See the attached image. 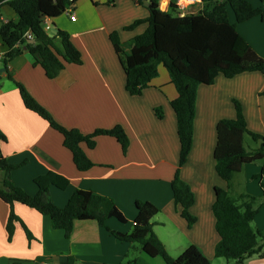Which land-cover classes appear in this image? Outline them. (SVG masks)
<instances>
[{"label": "crops", "instance_id": "obj_1", "mask_svg": "<svg viewBox=\"0 0 264 264\" xmlns=\"http://www.w3.org/2000/svg\"><path fill=\"white\" fill-rule=\"evenodd\" d=\"M113 1V5L108 4L109 8L97 7L100 0L89 7H73L70 13L62 15L66 17L62 27L58 25L60 17L55 22L48 20L49 33L55 34L58 28L69 31L73 35L72 41L77 38L78 41L73 42L82 53L81 64H67L57 77L48 78L28 51L7 65L0 60V78L6 80L0 83V129L7 136V141L0 143V150L11 164L19 166L13 171L12 178L16 185L36 194V177L49 171L64 175L70 180L69 187L53 186L50 190L52 201L60 207L67 204L76 188L108 196L116 202L128 222L111 218L107 224L126 233H131L134 228L136 201H149L160 209L153 219L154 231L172 257H179L190 245H195L212 259V264H236V260L214 256L220 240L212 210L215 188L227 189L230 194L235 192V197L245 193L262 195L264 175H261L262 162H256L245 165L231 184L225 182L216 171V127L221 119L236 117V99L242 103L248 128L264 135V76L260 72H245L233 78L220 74L214 84L198 88L193 147L188 161L180 167V177L191 186L195 195L191 212L197 221L189 227L174 202L172 190L181 148L176 113L171 105L178 91L169 72L161 65L158 77L142 95L128 93L124 69L109 38L120 26L116 22L123 18L118 15L120 0ZM249 1L254 7L264 9V0ZM126 4L132 7V22L149 15L147 7L143 6L148 12H143L133 0ZM191 9L188 12H193ZM72 12L77 16L75 21L70 18ZM106 14L116 17L110 20ZM228 15L232 23H237L230 7ZM1 18L17 20L18 16L4 4L0 8ZM237 28L264 57V20L257 16L237 23ZM86 29L89 32L81 35ZM75 30H79L80 36L74 35ZM7 51L8 46L0 39V54ZM10 76L23 84L66 128H78L89 134L98 128L123 126L130 138L127 152L123 153L115 137L100 135L95 147L82 144L94 166L79 171L72 153L64 146L63 135L26 108L18 86L12 84L14 81ZM156 107L163 108V118L156 116ZM257 143L259 147L260 142ZM14 210L33 239L28 238L20 221L15 223L13 239H8L10 205L0 199V264H12L14 260L24 264H65L69 257H74L76 264H128L133 260L150 264L139 256L141 252L145 253L139 246L118 240L96 220L76 221L71 237L67 238L64 230L54 229L50 219L35 209L16 202ZM253 227L264 235V206L255 217ZM244 264H264V249L250 256Z\"/></svg>", "mask_w": 264, "mask_h": 264}, {"label": "trees", "instance_id": "obj_2", "mask_svg": "<svg viewBox=\"0 0 264 264\" xmlns=\"http://www.w3.org/2000/svg\"><path fill=\"white\" fill-rule=\"evenodd\" d=\"M5 0H0L3 2ZM81 0H7L17 14L0 26V39L8 46L4 64L28 51L40 65L48 78L57 77L67 64H81L82 53L72 41L70 33L58 28L50 36L45 24L64 15ZM145 0H133L138 6H144ZM161 0H151L147 7L149 16L145 20L137 19L126 29H133L143 22L148 28L133 37L129 42L121 40L118 31L110 33V40L119 57L126 75V90L132 96H140L159 75L163 65L169 72L178 96L171 102L176 113L177 132L180 141L179 168L172 180L174 202L180 208L181 215L192 227L197 217L191 212L195 195L191 186L180 177V167L189 158L194 142V122L197 108L198 88L200 85H212L218 75L227 78L245 72H260L264 76V57L258 54L251 44L240 34L237 23L246 22L260 16L264 20V9L256 8L249 0H201L197 12L184 15L171 2L167 10L160 7ZM94 3V2H93ZM113 5V0H107ZM94 4H98L95 2ZM236 16L237 23L229 19L228 8ZM31 33L34 42L26 37ZM10 78L17 84L24 105L49 122L50 126L64 137V146L72 153L74 164L79 171H87L94 166L82 144L89 148L96 145L100 135L115 137L125 154L130 138L121 125L110 129L98 128L85 134L78 128H66L40 104L23 84ZM236 117L221 119L217 123V142L214 149L216 171L228 184L241 172L245 165L262 162L261 175H264V135L248 128L242 103L234 99ZM158 118H163L162 107H156ZM246 136L260 142V146L248 149ZM7 136L0 129V143ZM18 165L11 164L0 150V199L10 205L7 222L8 239H13L16 222L20 221L28 238L33 235L16 214V202L35 209L48 217L54 229H62L70 238L76 221L96 220L118 240L137 245L150 257H161L166 264H212L199 247L190 245L179 257H172L154 231V217L160 209L149 201H136V218L131 233L110 228L107 221L116 218L122 223L128 220L116 202L90 189L76 188L67 204L56 205L50 195L53 186L67 189L70 180L62 174L49 171L35 178L38 188L36 194H30L15 184L12 173ZM264 187V184H262ZM264 206V193L254 195H231L227 189L215 188V202L212 210L216 219L215 227L220 240L215 246L214 256L236 260L244 264L250 256L264 249V235L253 227V221ZM12 264H24L14 260ZM65 264H76L69 257ZM128 264H140L129 261Z\"/></svg>", "mask_w": 264, "mask_h": 264}, {"label": "rangeland", "instance_id": "obj_3", "mask_svg": "<svg viewBox=\"0 0 264 264\" xmlns=\"http://www.w3.org/2000/svg\"><path fill=\"white\" fill-rule=\"evenodd\" d=\"M94 1H98V0H81L79 1L75 7L76 9L79 8L80 6H85V7H89V6H92L94 3ZM128 0H120V9H118V15H120L122 17L123 15V18L118 20L116 23H120L118 26V28L114 29L113 31H118L119 32V35L121 37V40L123 41V39H125L126 41L125 42H129L133 39V37L143 33L144 31H146V29L148 28V23L147 22H143L142 24H140L139 26L133 28V29H126V27L130 26L131 24L134 23V21L132 22V17H133V11H131V6L127 5L126 2ZM161 2V1H160ZM170 4H168V0L167 1H163L162 0V3H161V7L165 10L168 9V6ZM97 7L99 8H109L110 6H108V3H106L105 0H100L99 2V5H97ZM201 7V4L195 6V8H192L193 9V12H197ZM141 11L143 12H148L147 9L143 6H140L139 7ZM191 9V10H192ZM79 13V11H77ZM125 15H126V18H125ZM149 16V15H148ZM148 16L144 17V18H139V19H143L145 20ZM99 17V16H98ZM106 17L110 20L114 19L116 16H113L112 14L109 15V14H106ZM60 21L58 23L59 26H61L62 22L66 19V17L64 18V16L60 17L59 18ZM57 19V20H59ZM137 20V19H136ZM127 23V24H122V23ZM62 27V26H61ZM50 31V30H49ZM112 31V32H113ZM69 32V31H68ZM89 32L88 29H86L85 31H83V33H81V35H86V33ZM70 33V32H69ZM76 34H74L76 37L80 36V33H79V30H75ZM134 33V34H133ZM71 35V33H70ZM131 35V36H130ZM71 37H73V35H71ZM73 41H78L77 38H74ZM6 80H3V78H0V83L4 82ZM8 81V80H7ZM13 81V80H12ZM12 84L14 86H16V83L15 81L12 82ZM245 144H246V147L248 149H254L256 147H258L259 143H257L256 141H254L250 136H246V140H245ZM232 195H237L235 192H232L231 193ZM138 255V253L136 254V256ZM141 256V259H145L146 261H148L150 264H166L165 261L161 258V257H150L148 255H146L145 253H142L139 255ZM159 260V261H157Z\"/></svg>", "mask_w": 264, "mask_h": 264}, {"label": "built area", "instance_id": "obj_4", "mask_svg": "<svg viewBox=\"0 0 264 264\" xmlns=\"http://www.w3.org/2000/svg\"><path fill=\"white\" fill-rule=\"evenodd\" d=\"M6 1L7 0L0 2V8L2 5L5 4ZM171 2H173L178 7V9L181 11V14L184 15V14L188 13L190 8H193L194 6L200 4L201 0H168V4H171ZM69 13H70V11H69ZM72 13L73 14H71L70 18H71V20L75 21L77 19V16L74 12H72ZM8 21L9 20L1 18L0 19V26L4 23L8 22ZM45 28L47 31L51 30V25L48 23V21H46ZM26 37L29 39L30 42L33 39L31 33H27ZM4 56H5V54H0V60L4 61Z\"/></svg>", "mask_w": 264, "mask_h": 264}, {"label": "water", "instance_id": "obj_5", "mask_svg": "<svg viewBox=\"0 0 264 264\" xmlns=\"http://www.w3.org/2000/svg\"><path fill=\"white\" fill-rule=\"evenodd\" d=\"M150 4H151V0H145L144 1V6L145 7H149ZM55 34H54V32L53 33H50V36H54ZM31 42H34V40L32 39Z\"/></svg>", "mask_w": 264, "mask_h": 264}, {"label": "clouds", "instance_id": "obj_6", "mask_svg": "<svg viewBox=\"0 0 264 264\" xmlns=\"http://www.w3.org/2000/svg\"><path fill=\"white\" fill-rule=\"evenodd\" d=\"M189 13V12H188Z\"/></svg>", "mask_w": 264, "mask_h": 264}]
</instances>
